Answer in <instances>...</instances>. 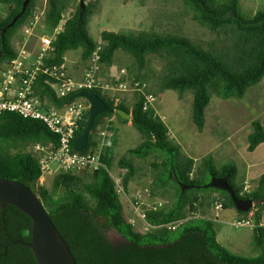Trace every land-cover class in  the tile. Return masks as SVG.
<instances>
[{
	"label": "trees",
	"instance_id": "16d2710c",
	"mask_svg": "<svg viewBox=\"0 0 264 264\" xmlns=\"http://www.w3.org/2000/svg\"><path fill=\"white\" fill-rule=\"evenodd\" d=\"M2 1L9 7L6 15L0 18V67L16 57L14 33L33 15L38 5V0H29L23 14L3 33L7 24L21 11L24 0ZM75 1L47 0V26H57ZM182 1L194 20L224 34L223 47L217 48L213 43L205 47L188 36L153 29L137 33L103 29L98 40L92 36L88 25L101 0H89L82 12L78 2L69 13L62 30L53 40L47 63L60 64L65 61L69 50L79 47L82 48V60L88 61L101 45L98 51L101 64L112 66L115 52L123 49L133 58L136 67L134 75L127 72L121 80L148 84L153 72L144 68L150 63V55H159L165 61L157 90L174 89L181 96L191 90L193 121L202 130L212 95L243 97L250 86L263 78L264 12L245 15L239 11L238 0H224L220 4L215 0ZM51 80L53 78L46 74L39 75L36 80V93L42 99L61 106L75 98L76 92L57 96ZM88 90L100 95L109 106L131 112L132 125L141 134V142L118 160L119 166L126 170L122 174L124 189L127 190L137 169L132 156L153 157L150 164L155 176L151 192L155 194L159 190L162 196L170 199L160 209L145 210L151 227L141 232L127 219L116 183L106 168L82 170V174L79 171H59L51 189H36L34 185L42 170L38 157L26 148L35 142L56 144L58 135L37 119L24 118L16 112L1 113L0 178L18 180L37 193L77 264H264V225L260 224L264 210V172L250 191H243V185L237 181L235 161L218 165L209 153L196 165V159L184 153L171 139L167 124L155 109H144V92L135 90V99L129 105L125 100L117 101L115 96L101 88ZM150 91L146 85L145 92ZM113 115L121 121H128L117 113L97 115L86 150L97 144L99 126ZM88 116L89 109L79 123L76 136L85 127ZM109 122L110 128L116 132L115 122ZM252 126L248 136L249 151L264 143V124L255 119ZM116 141L115 135L114 143ZM104 159L108 166L112 165L113 146L105 150ZM213 176H228L238 197L253 198V208L238 210L229 191L207 185ZM214 193L221 197L223 208H236L239 214L246 216L253 211L256 225L252 242L256 249H260L257 255L245 256L230 251L217 240L214 221L196 215L197 211L207 213L205 207L211 206ZM189 213L194 216L190 217ZM169 223L176 224V227L167 226ZM32 228L33 220L28 214L14 204L2 206L0 203V264H38L30 246ZM111 229L118 231L122 239L114 241L108 234Z\"/></svg>",
	"mask_w": 264,
	"mask_h": 264
},
{
	"label": "rangeland",
	"instance_id": "374dc122",
	"mask_svg": "<svg viewBox=\"0 0 264 264\" xmlns=\"http://www.w3.org/2000/svg\"><path fill=\"white\" fill-rule=\"evenodd\" d=\"M84 1L87 3L89 0ZM222 1L224 0H215V3L220 4ZM78 2L80 0H76L75 5ZM45 6H47V0H38L35 9L40 8L37 10L40 11ZM74 6L68 9L66 17L69 16ZM8 7V3L0 0V18L6 15ZM238 8L241 13L252 16L258 11L264 12V0H238ZM24 24L16 29L13 36L17 50L23 45ZM88 26L92 36L98 40L103 29L125 30L134 33L143 29H153L163 33L169 32L188 36L205 47H209V44L213 43L217 48H221L224 42L223 33L214 32L193 19L191 11L185 7L182 0H101L95 13L91 16ZM49 29L50 27L47 26L44 19L39 21L37 29L30 39L29 46L31 49L38 47L40 36L46 35ZM81 53L82 48L79 47L69 50L65 56L69 67L68 71L76 78L84 72L88 64V61L82 60ZM149 58L150 63L144 70H151L153 76L147 82L148 84L145 83V86L148 85L151 88L150 93L157 97L154 109L167 124L171 139L181 146L184 153L196 159V165H199L203 156L209 153L214 156L216 163L221 165L224 162H236L240 153L249 151L246 135L252 129V121L259 119L264 124V76L258 83L250 86L243 97L222 98L218 95H212L205 111V126L199 130L192 117L193 92L187 90L181 96L178 90H157L159 75L163 73L165 60L155 54L150 55ZM135 65V61L128 52L118 49L114 55V64L112 66L101 64L99 75L103 79L109 80L112 76L111 72H118L122 68L134 75ZM135 90L131 88L120 92L119 96H124L128 104L131 105L135 99ZM129 121L130 119L128 121L117 120L115 123L117 141L113 145V163L110 168L113 175L117 177H121L126 171L119 166V158L128 154V150L138 145L142 139L139 130ZM105 122H108V119ZM26 150L33 152L32 146H28ZM132 159L137 165L136 173L129 180L127 190L122 185L118 188L127 219L134 224L136 230L145 232L151 225L144 217V210L148 206L141 203V199H146V203L152 199L162 203L165 201L166 206L170 197L162 196L159 190L155 194L151 192L155 172L150 163L154 158L139 157L135 154ZM56 167L57 163L54 162L52 168L56 169ZM57 172L42 174L36 180L34 187L38 190L42 187L51 189ZM82 173L83 171L80 170L79 174ZM237 181L240 183L241 177H237ZM248 183L249 188L252 189L257 182L254 180L248 181ZM242 185L244 188L245 182ZM147 191L150 192L148 197L144 194ZM218 197L220 196L214 193L211 206L205 207L207 213L203 214L197 211L196 215L214 221L217 240L230 251L245 256L257 255L260 249H256L252 242L254 226H236L230 223L233 218H246L247 216L253 218V211L247 216L239 214L236 208H223L217 213ZM189 216L194 215L189 213ZM262 224L264 225V210ZM108 234L114 241L122 239L120 233L115 229L109 230Z\"/></svg>",
	"mask_w": 264,
	"mask_h": 264
},
{
	"label": "built area",
	"instance_id": "2783aa9c",
	"mask_svg": "<svg viewBox=\"0 0 264 264\" xmlns=\"http://www.w3.org/2000/svg\"><path fill=\"white\" fill-rule=\"evenodd\" d=\"M39 9L34 10L30 20L23 26V45L17 50L16 57L0 67V114L16 112L24 118L37 119L58 135L59 140L56 144L54 142L47 144L35 142L31 145L33 148L32 153H35L34 155L38 157L42 174L54 171H94L103 167L113 177L119 192L120 189L118 187L123 186L122 175L121 177L114 176L110 166L107 165L104 159L105 150L114 145L116 132L110 128L108 122H105L99 128L98 141L95 146L89 150H86L87 147L84 150H76L74 148L76 131L79 123L84 119L86 111L89 109V102L83 97H75L61 106L55 105L47 99H42L36 93V80L41 74H46L48 77L53 78L50 82L59 97L96 87L101 88L111 96H115L118 101L120 92L134 88L145 94L144 109L154 108L157 97L153 93L145 92V83L140 84L137 80L131 84V80H121L123 76L127 75V71L124 68L118 72H111L112 78L109 80L103 79L99 75L101 62L98 51L101 45L97 46L88 59L84 72L77 78L69 73L66 59L60 64H48L47 58L53 48V40L62 30L67 17L66 13H64L57 26L50 28L46 35L40 36L38 47L31 49L29 46L30 39L37 29L39 21L45 20L46 6L43 10L37 11ZM54 162L57 163L56 169L52 168ZM249 186V183L245 182L243 191H250L251 188ZM144 194L148 197L150 192L147 191ZM140 202L147 204V209L156 210L165 206V201L162 203L161 201H156V199H152L147 203L146 199H141ZM216 207L217 213L223 209L221 197H218ZM144 217L146 219L145 210ZM253 218H248V216L246 218H233L230 223L236 226H255L256 221ZM260 224H262V220ZM167 226L175 228L176 224L169 223Z\"/></svg>",
	"mask_w": 264,
	"mask_h": 264
},
{
	"label": "water",
	"instance_id": "95a60500",
	"mask_svg": "<svg viewBox=\"0 0 264 264\" xmlns=\"http://www.w3.org/2000/svg\"><path fill=\"white\" fill-rule=\"evenodd\" d=\"M28 3L29 0L23 1L21 11L7 24L3 33L18 20ZM80 7L82 12L85 8L84 0H80ZM75 97H83L90 104L87 123L74 140L76 150H84L87 147L88 136L92 131L97 115L109 112L117 113L124 119H131L132 117L131 112L119 107L109 106L100 95L87 89L77 91ZM207 185L229 191L236 208L240 211H248L254 206L253 198H240L235 194L228 176H213ZM0 203L2 206L6 203L16 205L33 220L30 246L38 264H77L67 241L53 223L44 203L33 189L18 180L0 178Z\"/></svg>",
	"mask_w": 264,
	"mask_h": 264
},
{
	"label": "crops",
	"instance_id": "0c3cea01",
	"mask_svg": "<svg viewBox=\"0 0 264 264\" xmlns=\"http://www.w3.org/2000/svg\"><path fill=\"white\" fill-rule=\"evenodd\" d=\"M66 59V58H65ZM119 100H125L123 97L119 96ZM109 120L114 121L117 123V120L119 119L116 117V115H113ZM121 121V120H120ZM131 124V120L129 121ZM252 129L250 132L246 135L247 142H248V136L252 132ZM264 143L259 144L254 151H246L244 153H240L239 157H237V161L235 162L238 166V177H241V185L244 182L248 181H254L256 180L263 172H264ZM248 145V144H247ZM239 183V184H240Z\"/></svg>",
	"mask_w": 264,
	"mask_h": 264
},
{
	"label": "clouds",
	"instance_id": "9594fccd",
	"mask_svg": "<svg viewBox=\"0 0 264 264\" xmlns=\"http://www.w3.org/2000/svg\"><path fill=\"white\" fill-rule=\"evenodd\" d=\"M87 100V99H86ZM108 123H109V121H108ZM115 138V137H114ZM122 168V167H121ZM123 169H125V168H123ZM253 215V214H252Z\"/></svg>",
	"mask_w": 264,
	"mask_h": 264
}]
</instances>
